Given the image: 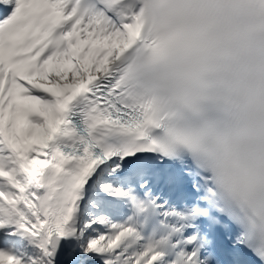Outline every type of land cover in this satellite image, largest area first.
I'll list each match as a JSON object with an SVG mask.
<instances>
[{"label":"snow or ice","instance_id":"snow-or-ice-1","mask_svg":"<svg viewBox=\"0 0 264 264\" xmlns=\"http://www.w3.org/2000/svg\"><path fill=\"white\" fill-rule=\"evenodd\" d=\"M0 264H264V0H0Z\"/></svg>","mask_w":264,"mask_h":264}]
</instances>
